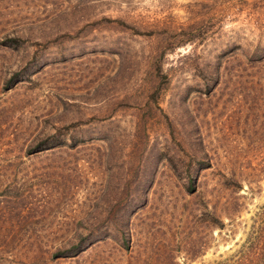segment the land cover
<instances>
[{"label":"rangeland","instance_id":"obj_1","mask_svg":"<svg viewBox=\"0 0 264 264\" xmlns=\"http://www.w3.org/2000/svg\"><path fill=\"white\" fill-rule=\"evenodd\" d=\"M263 208L264 0H0V264H236Z\"/></svg>","mask_w":264,"mask_h":264},{"label":"trees","instance_id":"obj_2","mask_svg":"<svg viewBox=\"0 0 264 264\" xmlns=\"http://www.w3.org/2000/svg\"><path fill=\"white\" fill-rule=\"evenodd\" d=\"M262 213L264 214V208ZM252 246L250 248L252 249ZM80 250V246H73L71 247V250H63L60 251L59 254L62 256H70V255H75L78 251ZM251 252V251H250ZM243 256L241 258H238L234 263L236 264H264V253L260 251L256 253L255 257L251 256L248 252H242Z\"/></svg>","mask_w":264,"mask_h":264}]
</instances>
